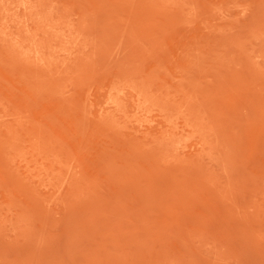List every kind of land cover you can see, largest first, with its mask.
I'll list each match as a JSON object with an SVG mask.
<instances>
[{"label":"rangeland","instance_id":"obj_1","mask_svg":"<svg viewBox=\"0 0 264 264\" xmlns=\"http://www.w3.org/2000/svg\"><path fill=\"white\" fill-rule=\"evenodd\" d=\"M0 264H264V0H0Z\"/></svg>","mask_w":264,"mask_h":264}]
</instances>
